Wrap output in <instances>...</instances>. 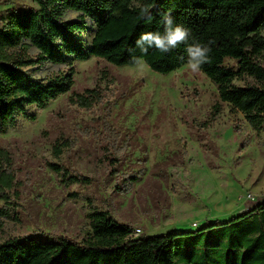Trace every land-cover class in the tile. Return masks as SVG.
I'll use <instances>...</instances> for the list:
<instances>
[{"label": "rangeland", "instance_id": "1", "mask_svg": "<svg viewBox=\"0 0 264 264\" xmlns=\"http://www.w3.org/2000/svg\"><path fill=\"white\" fill-rule=\"evenodd\" d=\"M19 5L33 2L0 0V28L7 10ZM78 18L73 11L66 15ZM95 29L88 20L80 36L88 46ZM28 54L36 58L38 50ZM71 67V93L45 108L31 106L35 120L21 116L17 127L0 133V147L10 155L4 168L17 184L11 201L18 211L17 219H3L0 243L15 237L82 241L94 208L132 226L135 237L194 231L264 199V130L253 129L243 113L221 101L202 71L185 64L160 74L146 64L115 66L96 56L26 70L50 80ZM87 89L98 95L91 108L75 101V93ZM63 138L68 144L57 154L55 144ZM107 157H118V163ZM54 165L84 180L64 182ZM6 205L0 200V207Z\"/></svg>", "mask_w": 264, "mask_h": 264}, {"label": "trees", "instance_id": "2", "mask_svg": "<svg viewBox=\"0 0 264 264\" xmlns=\"http://www.w3.org/2000/svg\"><path fill=\"white\" fill-rule=\"evenodd\" d=\"M32 2L9 8L0 28V133L17 127L21 116L35 120L29 113L31 106L45 108L73 90V67L50 80L35 79L27 67L91 56L115 66H135L134 57L142 56L146 65L160 74L187 64L185 44L168 53L150 49L142 54L136 48L142 33L163 32L166 14L175 24L190 29L188 44L211 48L201 71L217 87L221 101L243 113L253 129L264 130V0ZM143 5L151 10L150 21L139 16ZM72 11L79 13L78 19H66ZM88 20L96 26L89 46L80 37L87 31ZM31 48L38 50L36 58L28 54ZM246 76L252 80L237 84ZM95 93V89L75 93V101L91 108L98 100ZM67 144L64 138L58 141L57 154ZM107 158L118 163V157ZM6 163L10 164L9 152L0 147V200L10 204L0 207V229L4 218H18L11 201L17 184L13 173L4 168ZM54 167L64 182L84 180L66 168ZM88 216L90 231L84 240L61 236L25 241L15 237L0 243V264H264V199L226 221L152 236L135 237L132 226L120 224L107 210L94 208Z\"/></svg>", "mask_w": 264, "mask_h": 264}, {"label": "clouds", "instance_id": "3", "mask_svg": "<svg viewBox=\"0 0 264 264\" xmlns=\"http://www.w3.org/2000/svg\"><path fill=\"white\" fill-rule=\"evenodd\" d=\"M141 19H152L151 10L147 5L139 9ZM164 30L148 31L142 33L136 40V48L142 54H147L150 49H156L161 53H168L170 50L177 48L181 44L187 45L185 48L187 54V67L192 72H199L202 66L210 59L211 48L201 43L188 44L190 29L182 24H175L170 15L163 16ZM133 63L138 68H143L146 61L142 56L134 57Z\"/></svg>", "mask_w": 264, "mask_h": 264}, {"label": "built area", "instance_id": "4", "mask_svg": "<svg viewBox=\"0 0 264 264\" xmlns=\"http://www.w3.org/2000/svg\"><path fill=\"white\" fill-rule=\"evenodd\" d=\"M134 235H136V234H134Z\"/></svg>", "mask_w": 264, "mask_h": 264}]
</instances>
